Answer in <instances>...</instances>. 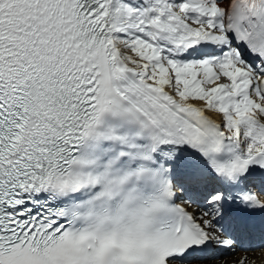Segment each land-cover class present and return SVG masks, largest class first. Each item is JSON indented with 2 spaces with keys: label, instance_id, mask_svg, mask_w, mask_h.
Returning a JSON list of instances; mask_svg holds the SVG:
<instances>
[{
  "label": "snow or ice",
  "instance_id": "snow-or-ice-1",
  "mask_svg": "<svg viewBox=\"0 0 264 264\" xmlns=\"http://www.w3.org/2000/svg\"><path fill=\"white\" fill-rule=\"evenodd\" d=\"M0 264H264V0H0Z\"/></svg>",
  "mask_w": 264,
  "mask_h": 264
}]
</instances>
